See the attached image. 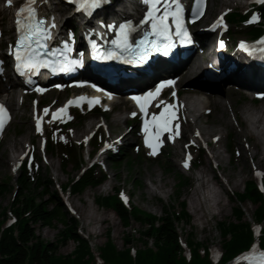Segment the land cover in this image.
Returning <instances> with one entry per match:
<instances>
[{
	"label": "rangeland",
	"instance_id": "1",
	"mask_svg": "<svg viewBox=\"0 0 264 264\" xmlns=\"http://www.w3.org/2000/svg\"><path fill=\"white\" fill-rule=\"evenodd\" d=\"M23 0H19L15 7L18 6ZM111 15L123 8L122 0L118 2L117 0H111ZM141 2L143 0H140ZM242 1V4H231V5H219L215 7L213 11V16L219 12L229 13L230 11L236 12L238 10L242 13L247 14L249 8L255 10V7L259 6L256 3H259L254 0H239ZM254 1V2H252ZM6 0H0V7L4 5ZM56 5H60L65 8V11L60 15L65 21H70V25L76 28V33H83V26L85 25L86 18L77 17L72 14L70 8L65 5L60 0H54ZM126 2V0H125ZM105 5V4H104ZM103 5V6H104ZM98 11L102 12L104 9ZM107 6V5H106ZM15 11L14 7L9 11L8 16H6L5 21L2 20L3 17L0 15V33L4 28H7L8 25L15 30L14 22L11 21V15ZM249 13V12H248ZM93 22L98 23L99 19H92ZM247 20V19H246ZM243 21L239 26L236 27L232 25L231 28L233 31L240 32L237 35V38L248 39L247 21ZM211 18L207 23H199L195 26V29H200L207 27L210 23ZM205 24V25H204ZM13 30V31H14ZM12 33L14 34V32ZM12 36L9 37L5 35L4 38H0V42H4L3 47L10 43ZM2 54L6 52L3 50ZM5 66L9 67V70L3 68V72H0V86L3 87L4 95L7 90L15 89V85L11 83V78L16 79L14 73L9 66L8 61L5 62ZM7 67V68H8ZM8 70V72H7ZM201 80H206L201 75H199ZM223 76L220 79L212 78L208 80L213 81V85H210L211 91L216 95H221L224 101H227L226 104L228 108L226 110V116L228 121L231 123L230 126L225 128V131L228 132V137L225 138L224 143L222 144L221 150L222 153L220 160H213L210 151V146L203 140L198 137L191 136V132L187 131L188 138L183 137L180 141L170 143L167 139V147L164 149L162 154L157 157L151 155L150 150L146 149L145 146L140 142L141 136L139 135L138 123L139 118L133 119L129 118L123 124H116L113 122L112 113H102L101 109L90 110L88 107L76 106L71 107L69 112L64 118L53 119L52 113L55 108H58L64 104L68 99V95L71 91H59L53 89L51 92H46L41 95L42 101L46 103L42 107V113L45 115L44 128L41 132H38L34 125L33 120V103L35 99H38L39 96L32 95L28 99H22L20 95L17 97L18 102L21 101L23 105L17 106L19 109L12 107L15 117L6 129L1 133L0 136V183L8 182L12 188H10L5 193L0 192V212L5 210L7 218L5 220V225L11 220L15 219V209L16 207L12 205L13 201L16 200L17 190L15 189L16 181L20 172V167L17 169V172L14 174L12 171V166L8 162L9 151L7 150V145L11 138H20L24 139V145L20 147V150L15 154H21V161L25 159H30L31 155L35 156L34 160V169L32 172L39 177L44 175L48 176L54 183L53 188L47 187L46 190L51 189L56 191L59 196H61L64 204L65 211H68V216L74 218V223H76L78 233L83 236L91 245L97 259L100 262L98 257L100 252V247L108 239V230L112 231V239L118 249H123L125 247L126 236H130L131 243L129 246L135 250L136 248H143L144 244L139 240L142 237V232L146 228L135 220H132L131 225L126 227L123 225L122 221L118 215L111 209L104 208L98 205L96 198L100 195H108L115 192L116 188H119L123 192L125 201L128 203L132 202L142 209L154 213L157 216L164 214V209L172 210L173 206L177 211L180 210V200L177 196V183L180 174L188 178L189 184L184 185L181 191V198L187 201L188 212L192 215V223L186 224L185 222H176L177 231L180 234L182 241L186 242L190 232H193L197 236V240L200 241L203 245H208L210 249H215L222 251L223 237L220 233L219 222L222 220H230L233 218V207L236 206V203L229 199L228 193H233L236 191H242L245 185V182L250 178L255 177L256 170H260L264 176V160L259 162L260 155H257L254 159L246 160L242 150H252V144L254 138L241 137L238 134V131L243 127V120L245 114V108H250V111L253 113H258L259 109H264V99L263 100H254V91L255 89H264V87L257 84L255 89H246L245 87L228 85L224 84ZM185 78V77H184ZM264 80V79H263ZM211 81V82H212ZM6 88H5V87ZM208 86V84H206ZM232 87L237 90V93L232 96L229 94L228 89ZM185 90L195 89L191 82L186 83ZM22 90V89H21ZM184 90V91H185ZM264 91V90H263ZM77 92V91H76ZM24 93V91H22ZM188 95L185 92L180 98L186 97ZM7 96V95H5ZM57 103L55 106H52L53 103ZM48 108V114L44 113V109ZM82 109L83 119L79 120L76 117L75 112ZM222 108L209 107L203 109L205 116L202 118V125L210 126L211 122L215 120V117L221 115ZM55 112V111H54ZM210 112V114H208ZM257 115V114H255ZM177 116V120H178ZM100 122H97L99 121ZM66 121H70L67 123ZM96 122L93 128L86 130L88 122ZM100 125V129L103 134L104 144L102 145V151L98 154L92 156L91 160L88 159L87 152L91 149L87 145V138L91 132ZM110 125V127H109ZM92 126V125H91ZM183 131L187 130L186 123L182 121ZM81 131L83 136L76 137V132ZM87 131L84 133V131ZM29 132V133H28ZM126 133V137L120 136ZM232 134L233 138L230 136ZM32 136V140L27 136ZM46 136L53 139L54 142L62 141L69 144L79 145L80 143L84 144L82 149L83 155V164L80 167L69 164L66 169L63 168L62 161L60 156L45 152L43 150V142ZM173 136V135H171ZM232 139L234 141V151L229 150V141ZM170 140L175 141L172 137ZM214 143H212L213 145ZM121 152V163L116 164L112 160V155L115 153ZM203 153L204 158L202 161L201 167L198 169L188 168L185 166L186 160L183 158L191 157L190 160L192 163L198 161L199 155ZM101 164L108 171V179L105 182H109V187L107 190L102 189L103 184L97 187H89L83 194H73L70 192H62L60 187L69 181L71 178H76L82 174V169H86L91 164ZM178 163V164H177ZM254 165V166H253ZM210 166L214 169L215 172H210L208 177L212 180L210 183V188H215L220 192L224 208L221 213H217L215 217L207 212V215L204 220L197 219L196 213L192 209L190 195L193 187L197 183V177L201 174V171L206 167ZM99 167H97V172H99ZM216 177L220 180L222 187L217 185L213 180V177ZM161 177L163 180H160ZM156 179L157 184L153 183L152 180ZM158 185L160 187H158ZM90 191V194L87 196L85 193ZM206 191V190H205ZM42 189L36 190L35 194L38 198L37 200H42ZM44 201L50 202L48 196H46ZM68 203V204H67ZM53 205L51 204V207ZM89 207H92L98 211V214L102 217H107L108 220L106 223H90L85 219V214L83 213L84 209L87 210ZM245 212L244 221L250 222L252 226H256V221L254 219V212L256 206L250 202H247L243 206ZM219 208L214 209L212 212H217ZM221 210V208H220ZM31 226L35 227L36 233L40 236L42 240L47 242L57 243V240L61 237V232L66 228L65 224L58 220L55 222L54 227L44 226L40 223ZM262 227V225H261ZM91 229L102 232L100 237H97ZM76 247V242L73 240L68 241L65 244H60L58 254L67 255L71 253ZM243 257V256H242ZM241 259L243 260V258ZM215 260L219 256H214ZM232 264V262H230Z\"/></svg>",
	"mask_w": 264,
	"mask_h": 264
},
{
	"label": "trees",
	"instance_id": "2",
	"mask_svg": "<svg viewBox=\"0 0 264 264\" xmlns=\"http://www.w3.org/2000/svg\"><path fill=\"white\" fill-rule=\"evenodd\" d=\"M106 15L111 14V7H103ZM264 17V4L258 6ZM247 19V15L238 10L229 16L232 25L236 27ZM248 35L255 37L260 34L264 27L260 25L247 24ZM76 30V28H75ZM77 31V30H76ZM238 32H242L239 30ZM78 33V32H77ZM230 34H233L232 30ZM80 35V46H85L82 33ZM79 120L83 116L78 110L75 112ZM102 130L98 129L90 139V144L99 146L102 142ZM47 150L51 154L60 156L63 168L69 164L80 167L83 164L82 149L83 144L78 146L62 141L54 142L48 137ZM229 150L234 151V141L230 139ZM121 152L112 155V160L116 164L121 163ZM204 154L201 153L195 169L201 167L200 160ZM35 164L28 165V161L21 166L18 177L15 179L17 190L16 200L12 205L16 207L15 217L17 221L12 225H5L7 215L5 210L0 212V264H230L239 254L249 248L256 239V234L250 222L244 221L245 212L243 206L250 202L256 206L254 219L256 223L262 225L259 242L264 248V189L261 190L255 178H250L245 182L242 191L228 193L230 200L236 203L233 207V218L219 222L220 233L223 237L222 255L215 262L210 247L203 245L197 240V236L190 232L186 241V246L182 244V238L177 231L176 222L192 223V215L188 212L187 201L181 198V191L189 181L184 175L180 174L177 183V196L180 200V210L177 211L173 206L172 210L164 209V214L157 216L148 212L136 204L130 202L127 205L121 195L120 189L108 195H100L96 198L99 206L113 210L123 225L129 227L132 220L141 223L146 230L142 237L143 248L133 250L129 244L130 236H126L125 247L118 249L112 239V231L108 230V239L100 247L99 258L97 259L90 243L81 236L74 223V218L67 217L65 204L56 191L46 190L49 186L53 188V181L46 175L39 177L32 170ZM99 165V164H98ZM99 167V172H97ZM108 179V171L100 166L87 168L77 178H71L62 185L64 191L73 194H83L89 187H97ZM10 188L8 182L0 183V192L5 193ZM42 189V200L38 201L35 191ZM54 189V188H53ZM46 196L50 202L43 200ZM51 204L53 205L51 207ZM61 220L65 224V229L61 232V237L57 243L42 240L36 233L35 224H42L54 227L55 222ZM73 240L76 242L75 249L67 254H58L60 244H65ZM190 250V256L186 249ZM237 264V263H236Z\"/></svg>",
	"mask_w": 264,
	"mask_h": 264
},
{
	"label": "bare ground",
	"instance_id": "3",
	"mask_svg": "<svg viewBox=\"0 0 264 264\" xmlns=\"http://www.w3.org/2000/svg\"><path fill=\"white\" fill-rule=\"evenodd\" d=\"M19 0H13L12 4H16ZM118 2L122 0H117ZM165 0H162L158 5L157 8L161 9L165 7L167 4H164ZM188 1V0H187ZM111 0H103V2L97 7L95 13L91 14V16H85V25L83 26V30L85 31L84 35L91 36L92 39L99 41V38L104 33L108 32L112 27H118L121 24H132L138 25L139 21L144 18V14H148L151 6L146 5L141 2L140 0H125L122 1L123 8L115 13L110 15H106L105 13L99 12L102 9V5L105 4L107 6L110 5ZM12 4L9 6L6 2L2 7H0V15L3 17L2 20L5 21L6 16H8L9 11L12 9ZM63 4V3H62ZM219 5H237L242 4V1L239 0H212L211 7L204 12L201 19L199 20L200 23H207L209 18L213 22L215 20V16H213V11L215 7ZM164 5V6H163ZM51 12L48 10V16L56 24V27L59 31L64 35V39L67 41L72 42L75 46L81 45V42L76 38L75 33L72 29V25H70V21H65L63 18L60 17L58 14H62L65 11V8L56 5L54 0H44L41 3V8H50ZM110 7V6H109ZM16 10L13 11L11 15V21H16ZM58 13V14H57ZM222 13V12H221ZM158 14V11L156 12ZM99 19L98 23L93 22L92 19ZM211 22V23H212ZM104 23V26L102 25ZM210 23V24H211ZM205 25V24H204ZM139 25L138 30L140 31L142 27H146ZM228 26V25H227ZM74 27V26H73ZM220 26L219 29L215 31L206 30L204 35L206 36V42H203L202 39H198V34L195 32L193 36L195 42L193 44L194 50L193 52L188 55V62L183 68V70L179 73L178 77L184 76L186 79L185 83L191 82L195 89L185 90L188 93L186 97L180 98L178 101V108L172 112H175V119H173L170 123V127L174 125V122H179L177 120V116L180 115L181 121L186 123L187 130L183 131V137L188 138L187 131L191 132V136L198 137L201 140L205 141L210 146L209 153L211 154L214 160H220L222 153L224 151L221 150L222 144L226 137H228V132L225 131L227 126H230V122L228 121V117L226 116V110L228 105L226 104L227 101H224L221 95H216L213 93H209L211 91L210 85H213L212 80L203 79L199 77L197 72L198 68L202 66L203 63H210L215 71L218 74H225L224 79L220 80L223 81L224 84L228 85H238L241 87H245L246 89H255L257 88V84L264 87V80L257 79L256 72L260 69L264 72V67L259 66L254 63L252 60V55L245 52L242 48L239 47V43L244 41L245 39L237 38V35L240 33L238 31H233V34H230L229 30L231 27L228 26ZM13 26H7L4 28L0 33V38H4L5 35L11 37L13 35ZM14 32V31H13ZM100 34V35H99ZM221 41L223 42V47L220 46ZM1 46H3L4 42H0ZM217 44V45H216ZM250 44V41H249ZM0 46V47H1ZM213 46V47H212ZM215 46L217 48L215 49ZM212 47V48H211ZM211 48V50H210ZM208 52V53H207ZM82 55V54H81ZM205 59V60H202ZM0 68H6L5 62L9 60L7 54L0 53ZM250 62H249V61ZM157 61H154V64ZM152 65L150 70V76L156 77L161 72L162 68L165 70L172 67L171 63L169 62H162L158 66ZM141 67L145 69L147 67V62L141 61ZM158 68V70H155ZM7 70V72H8ZM155 70V71H154ZM258 71L262 74L261 71ZM153 74V75H152ZM14 76L21 78L22 76L18 75L16 71H14ZM18 79V78H17ZM17 79L11 78V83L15 85V89L7 90V96L9 97L8 101L11 103L12 107L19 109L17 97L19 96V81ZM212 81V82H211ZM213 83V84H212ZM208 84V86H206ZM5 87V86H4ZM6 88V87H5ZM114 89L123 90L121 87L115 86ZM53 91V89H49L48 92ZM5 92L3 87L0 86V95ZM230 95L234 96L237 93L236 89L230 87L228 89ZM30 95H33V92H28L23 95L24 99H28ZM39 102H42L41 94H39ZM57 103H53L52 106H55ZM17 105V106H16ZM23 103H21V106ZM20 106V107H21ZM209 107L214 108H222L223 112L221 111V115L215 117L213 123L211 122L210 126L202 125V118L205 116L203 113V109H207ZM69 109L67 108L63 117L66 116ZM17 114V112L14 111ZM113 114V122L116 124H123L129 120V117L126 118L122 115V112H114ZM245 116L243 117V127L238 131V134L241 137L247 138H254L252 144V150H242V153L246 160L254 159L257 155H260L259 162L264 160V109H259L258 113H253L250 111V108H245ZM257 114V115H255ZM97 122H100L97 121ZM96 122H88V126L86 130L89 128H93ZM92 125V126H91ZM110 127V125H109ZM84 131L87 132V131ZM29 133V132H28ZM199 133V134H197ZM126 133L120 135L126 137ZM230 135H232L230 133ZM1 136V134H0ZM83 136V133L79 130L76 132V137ZM32 140V136H27ZM181 139H179L180 141ZM24 139L20 138H11L9 140V144L7 145V150L9 151V159L8 162L12 166V171L15 174L17 169L19 168L20 160L22 155L15 154L20 150V147L24 145ZM212 143H214L212 145ZM184 160V158H183ZM178 164V163H177ZM254 166V165H253ZM210 172H215L213 168L210 166H206L202 171L201 174L197 177V183L193 187L192 192L190 195L192 209L197 215V219L204 220L207 212H210L213 217L217 213H221L222 209L224 208V204L222 202L221 194L217 189L210 188V183L212 180L208 177ZM160 180H163L161 177ZM213 180L216 182L217 185L222 187V184L219 179L215 176ZM153 183L157 184V180L153 179ZM109 187V182H105L102 186V189L107 190ZM158 187H160L158 185ZM206 190V191H205ZM90 191H87L85 195H89ZM219 208L217 212H212L214 209ZM221 208V210H220ZM83 213L85 214V219L90 223H106L108 218L101 217L98 214V211L92 207H89L87 210L84 209ZM96 227V226H95ZM97 237H100L102 232L97 231L95 229H91Z\"/></svg>",
	"mask_w": 264,
	"mask_h": 264
},
{
	"label": "snow or ice",
	"instance_id": "4",
	"mask_svg": "<svg viewBox=\"0 0 264 264\" xmlns=\"http://www.w3.org/2000/svg\"><path fill=\"white\" fill-rule=\"evenodd\" d=\"M103 0H83V6L84 4H87L91 8L98 7ZM200 3L203 2V0H199ZM259 3H264V0H257ZM6 3L11 6L13 3V0H6ZM143 3L146 5H150L151 8L148 12V18L152 20V34L157 37H167L168 35V24L167 20L169 16H173L176 18L175 22L177 25V29L182 30L183 25L180 20V15L182 12V8L178 2V0H172V3L176 5V10L174 12L168 11L167 9L164 11V14L157 19L155 17V12L159 11L157 8V5L160 3V0H143ZM37 0H25V2L22 4V6L19 8V10L16 13L17 17V25L18 30L21 31L20 38L15 46V59L18 61L17 63V71H20L21 69H27L29 72H33L34 70H38L41 67H52L53 71H56L57 68L53 67L52 63L48 61H41L38 59L40 52L39 49L46 48L47 45L45 43H42V41L48 40L51 38L50 32L48 31L47 27H44L45 21L42 19H37L36 16V7ZM171 7V5H169ZM199 14H202V11ZM257 19V17L253 16L252 20L249 22H254ZM221 20H219L217 23H221ZM51 27H55V24H51ZM131 24H121L120 25V37L118 40L113 41V43L117 44L118 47L123 48L125 50L129 49L131 46L128 44V33L131 30ZM215 27V25H214ZM182 35L187 37L188 33L187 31H183ZM149 43L147 40L141 41V45ZM152 43V50H159L156 48L155 42ZM35 44L36 47L33 48L32 45ZM220 46L223 47V42L221 41ZM243 46V45H242ZM168 47H171V45H168ZM66 51H71L65 45ZM148 49L144 48L140 59L144 60L146 56L148 55ZM264 51V49H262ZM164 54H168L167 48L164 49ZM115 55V53H109L107 56L102 57L104 59H112ZM59 71H70L71 68L69 66V63L61 64L59 66ZM0 72H2V68H0ZM23 75L24 73L21 72ZM173 81L166 82L167 85L173 84ZM166 84H161L157 86L154 92H148L144 96H133L132 99L137 102L139 105L140 111L144 113L145 116L148 115L147 107L150 100L154 99L156 95L161 91L163 87L166 86ZM37 91L42 92L43 89L37 88ZM175 95V93H173ZM110 98V97H109ZM79 100H85V97L78 98ZM92 102L99 103L98 97H92L89 101V104ZM73 101H68V104H72ZM163 103V102H161ZM68 105H65L62 108L57 109L55 112L52 113L53 119H57L60 114L65 113L67 110ZM173 106L168 105L163 112L159 114V116L153 114L151 117V121L148 119L144 120V132H145V144L147 147L152 149L151 155H155L156 151L159 147V138L161 133L163 132H170V123L173 119H175V112L169 111ZM45 114H48L49 109L45 108L44 110ZM132 116H136V112L131 113ZM7 118V109L0 104V130L3 129L5 119ZM43 117H37L36 120V127L37 131H42L41 129V121ZM150 126L155 127L156 131L155 133H150ZM177 129V135L179 134L178 129L179 125H176ZM199 134V133H197ZM191 157L189 156V159ZM185 166L187 167V161L185 162ZM244 260H248L250 264H264V251L257 252L255 249L249 254L244 257H242Z\"/></svg>",
	"mask_w": 264,
	"mask_h": 264
}]
</instances>
